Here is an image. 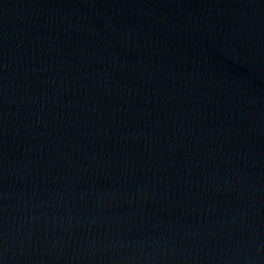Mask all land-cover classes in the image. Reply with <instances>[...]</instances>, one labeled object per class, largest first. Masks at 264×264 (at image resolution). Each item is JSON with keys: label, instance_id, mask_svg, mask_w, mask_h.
Returning a JSON list of instances; mask_svg holds the SVG:
<instances>
[{"label": "water", "instance_id": "1", "mask_svg": "<svg viewBox=\"0 0 264 264\" xmlns=\"http://www.w3.org/2000/svg\"><path fill=\"white\" fill-rule=\"evenodd\" d=\"M0 264H264V0H0Z\"/></svg>", "mask_w": 264, "mask_h": 264}]
</instances>
